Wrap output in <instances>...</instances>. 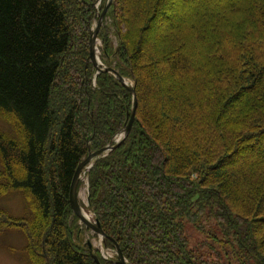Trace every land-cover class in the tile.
<instances>
[{"label":"trees","instance_id":"16d2710c","mask_svg":"<svg viewBox=\"0 0 264 264\" xmlns=\"http://www.w3.org/2000/svg\"><path fill=\"white\" fill-rule=\"evenodd\" d=\"M97 1L0 0V115L16 132L0 130V193L34 208L0 206V228L25 229L32 264H121L68 220L78 164L116 142L134 102L90 60ZM108 18L101 60L138 103L88 171L106 245L134 264H264V0H113Z\"/></svg>","mask_w":264,"mask_h":264},{"label":"rangeland","instance_id":"374dc122","mask_svg":"<svg viewBox=\"0 0 264 264\" xmlns=\"http://www.w3.org/2000/svg\"><path fill=\"white\" fill-rule=\"evenodd\" d=\"M103 5V0H98L96 3V14L97 17H94L92 22V26L96 25L98 20L99 14L101 13ZM105 6V5H104ZM202 10L198 12V14H202ZM192 19V18H191ZM105 27V29L110 30V35L114 40V43L117 42V38L114 32V27L111 25V21L103 20L101 28ZM100 28V31H101ZM99 31V32H100ZM103 46V39L98 34L97 40V50L98 54L101 58V51ZM133 82V80L130 79ZM95 82V79H94ZM0 130L8 133V134H15V130L11 122L6 120L0 115ZM121 132V131H120ZM119 134V133H117ZM115 134L116 138L118 135ZM0 168H3V164L0 158ZM90 167L86 169L85 172L82 173L81 176V184L79 187V197L81 203H84V209L88 212L92 219L94 218V213L86 208V205L89 204L90 200V188H89V176L88 171ZM0 206L5 208L6 211L13 217H23L27 219H31L34 216V208L32 206L31 200L26 196V194L19 188H12L6 192L0 193ZM75 213V211H74ZM210 225L214 228H219L217 224V219L210 217ZM69 222L75 229L74 232L76 233V228L79 225H82V230L80 232V236L85 238L91 242V244L100 249L102 254L110 257H115L117 254V250L115 246H108L105 243V239L102 238L100 234L95 232L91 227L86 225L80 217H75V214H72L68 217ZM186 232L189 235V243L190 247H195L198 249L200 246L201 241H205V234L200 231L197 225L193 224L192 222L186 221L185 222ZM76 235V234H75ZM75 238L78 239V237ZM28 237L26 234L25 229L22 226L14 225V224H4L0 228V264H32L31 254L28 251ZM203 249L200 250L202 252ZM112 255V256H111ZM45 260V259H44ZM42 260V263H44ZM46 263V260H45Z\"/></svg>","mask_w":264,"mask_h":264},{"label":"water","instance_id":"95a60500","mask_svg":"<svg viewBox=\"0 0 264 264\" xmlns=\"http://www.w3.org/2000/svg\"><path fill=\"white\" fill-rule=\"evenodd\" d=\"M113 0H108L107 3L105 4L104 8L102 9L101 13L99 14L98 20L96 22V25L94 27H91L90 30V60L93 61L95 67L97 68V72H100L102 70H109L115 73V75L120 79V81L128 87L134 95V102H133V107L131 110V116L128 121V123L123 127L122 131L115 139H112L108 144L95 149V150H90L89 154L80 161L78 164V167L76 169V172L74 174L72 183H71V189H70V202L71 205L75 211V213L80 217V219L89 227H91L95 232L100 234L103 239H105L107 233L103 229L101 222L98 218L92 219L91 216L88 214V212L84 209V207L81 204L80 197H79V188L78 184L81 179L82 173L89 167L92 166L93 161L104 154H106L108 151L111 149L115 148L126 136H128L131 127L134 122L135 114H136V107L138 103V98H137V93H136V88L134 84L125 76L121 75L119 71L113 67V66H108L105 65L104 62L101 60L98 50H97V40H98V34L102 25V22L106 16L107 11L109 10ZM115 247L117 250V261L121 264H134L130 262L126 256L123 253L122 248L120 247L119 243H115ZM95 259L97 261V264H102L100 261V258L98 257L97 254H94Z\"/></svg>","mask_w":264,"mask_h":264},{"label":"built area","instance_id":"2783aa9c","mask_svg":"<svg viewBox=\"0 0 264 264\" xmlns=\"http://www.w3.org/2000/svg\"><path fill=\"white\" fill-rule=\"evenodd\" d=\"M112 256V255H111ZM107 257H110L109 255Z\"/></svg>","mask_w":264,"mask_h":264}]
</instances>
